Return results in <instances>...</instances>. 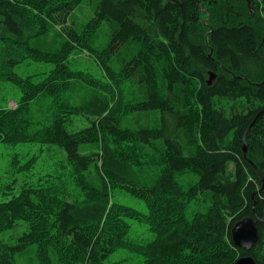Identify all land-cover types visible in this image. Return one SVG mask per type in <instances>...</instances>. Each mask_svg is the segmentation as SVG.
<instances>
[{
	"label": "trees",
	"instance_id": "16d2710c",
	"mask_svg": "<svg viewBox=\"0 0 264 264\" xmlns=\"http://www.w3.org/2000/svg\"><path fill=\"white\" fill-rule=\"evenodd\" d=\"M86 1L0 0V81L21 90L14 107L0 106V143L54 146L65 159L42 183L0 201V264H20L28 251L36 264H119L106 263L119 250L142 264H233L242 255L264 264V0H88L94 13L78 30L68 16ZM103 23L99 79L65 61ZM48 24L58 27L50 49L33 42ZM27 59L54 67L34 82L13 71ZM76 81L92 91L73 104ZM76 117L85 125L73 131ZM81 143L96 148L80 153ZM36 159L16 154L9 167L31 172ZM177 174L190 177L182 183ZM246 216L259 232L251 250L230 234ZM132 222L152 239L129 237ZM17 228L7 236L14 242L1 238Z\"/></svg>",
	"mask_w": 264,
	"mask_h": 264
},
{
	"label": "rangeland",
	"instance_id": "374dc122",
	"mask_svg": "<svg viewBox=\"0 0 264 264\" xmlns=\"http://www.w3.org/2000/svg\"><path fill=\"white\" fill-rule=\"evenodd\" d=\"M95 1H86L83 2L78 8L73 10L68 16V24H73L78 30L81 29L82 24H84L94 13ZM58 30L57 26L48 24V32L45 35H41L38 40L33 39L34 44H41L43 47L48 49L53 48L51 43L57 42L55 40V31ZM109 41V28L106 23H103L98 27L95 33L91 36L89 45L86 49L74 48L70 55L66 59V64L71 68L79 71L86 72L96 78L104 79L102 71L99 68V61L96 59L95 54L99 53L104 47H106ZM2 43L0 41V51ZM92 48L94 51L88 52L87 50ZM114 57L111 58V63L115 62ZM113 64V63H112ZM54 66L52 63H43L35 62L29 59L24 60L18 65L14 66L13 71L15 74L26 77L32 76L31 80L34 82L40 81L46 75L47 71L52 69ZM115 68H119V64H115ZM209 78V77H208ZM125 88L127 92L126 101L132 100L133 96L130 94L133 91V86L129 81L125 82ZM91 89L76 81L73 83V88L68 95V99L71 103H79V101L91 93ZM21 96V90L13 85L10 81H0V106L2 107H14L17 100ZM31 105H35L34 102ZM48 103L44 100L42 102V108H47ZM53 110V109H52ZM33 113L36 116L40 114V110L35 105V108H32ZM151 111L143 112L142 116L146 118L147 115H150ZM81 118H74L73 123L70 125L71 130H77L82 128L85 125L84 120H79ZM77 120V121H76ZM126 123V122H125ZM129 123H135L134 118L132 117ZM144 126H154L153 121L145 120L142 123ZM139 124H133V127L137 128ZM94 143H81L79 145V152L85 153L87 151L95 150L96 146ZM51 146V145H50ZM58 148L51 146L47 149L45 144L38 143H20L15 146L9 147L0 143V201L5 200L13 195H16L18 190L24 184L35 185L42 183L43 179L41 178L45 175L46 172H52L56 167H59L65 162L64 157L59 152ZM17 154L19 160L22 162L26 160L31 155H36V162L31 169V172L25 173H15L10 169V162L14 155ZM229 170L233 171V165L230 164ZM178 180L182 183H185L189 179L188 174L176 175ZM11 185L10 189L5 188L7 184ZM187 186V185H186ZM116 196H118L119 201L124 205L137 209L141 212H145V204L142 200L135 198L131 195H127L122 191H116ZM205 202L202 201L199 206H193L189 208L187 215L191 216L194 210H204ZM20 231L19 228L14 230H8L1 234V238L5 241L11 243L14 242L13 238H7L8 235L15 234ZM129 237L133 239H139L143 241H148L152 239L153 234L147 230L145 224H140L137 222L131 223V229L129 232ZM16 261L20 264H36L34 254L32 252H24L16 256ZM119 262V264H142V258L135 256L132 253H129L125 250H119L111 254L106 259V263Z\"/></svg>",
	"mask_w": 264,
	"mask_h": 264
},
{
	"label": "water",
	"instance_id": "95a60500",
	"mask_svg": "<svg viewBox=\"0 0 264 264\" xmlns=\"http://www.w3.org/2000/svg\"><path fill=\"white\" fill-rule=\"evenodd\" d=\"M214 80V74L209 75L208 84H211ZM243 153L245 155L247 151V144H243ZM264 222V218L261 219ZM231 240L237 248L251 250L259 238V232L256 226V220L250 216L243 217L236 221L231 229ZM233 264H256L253 257L250 255L239 256Z\"/></svg>",
	"mask_w": 264,
	"mask_h": 264
},
{
	"label": "bare ground",
	"instance_id": "6f19581e",
	"mask_svg": "<svg viewBox=\"0 0 264 264\" xmlns=\"http://www.w3.org/2000/svg\"><path fill=\"white\" fill-rule=\"evenodd\" d=\"M209 54H211V51H210V53H209ZM245 154H246V153H245ZM234 223H235V222H234ZM234 223H233V224H234Z\"/></svg>",
	"mask_w": 264,
	"mask_h": 264
}]
</instances>
